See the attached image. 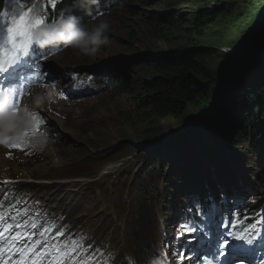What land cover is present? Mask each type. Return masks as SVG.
Returning a JSON list of instances; mask_svg holds the SVG:
<instances>
[{"label":"rangeland","instance_id":"rangeland-1","mask_svg":"<svg viewBox=\"0 0 264 264\" xmlns=\"http://www.w3.org/2000/svg\"><path fill=\"white\" fill-rule=\"evenodd\" d=\"M123 1H131L133 11L120 8ZM167 3V0H116L118 6L109 12L96 13L85 24L106 20L110 25V44L101 47L94 56H85L72 47L50 54L51 58L45 62L54 80V85L50 86L56 89L54 100H51L52 93L40 95L33 88L31 97H26L12 114L11 118H15L0 121V190L3 194L8 187L25 188L30 196L22 199L28 201L40 218L49 214L55 219L56 227L57 221L65 224L61 226L66 233L62 238L73 234L79 242H90L91 250L105 244L104 248L117 256L115 264H130L129 258L132 264H146L153 254L156 255L154 259L163 258V264H197L188 251L173 244L174 240L181 239L185 227L174 216H166L171 204L179 202L175 192L166 187L168 174L156 170L150 175L144 173L143 165L155 156L151 154L153 147L146 151L132 147L133 143L154 140L179 125V121L168 119L151 134L152 128L149 130L142 123L132 101L143 95L139 80L144 73L136 69L140 61L156 52L186 46L177 33L168 34L162 29L161 16ZM45 5L51 6L48 0H10L4 12L19 13L32 8L34 14L46 17V23H51L52 17L44 12ZM194 9L182 7L179 11L183 14ZM188 18L184 16L185 20ZM219 28L212 26L211 31ZM207 43L198 40L195 45L206 47ZM222 50L224 54L230 53L228 49ZM119 69L132 75L124 89L116 88L118 83L111 80L110 74ZM70 92L79 94L71 98L67 95ZM28 104L30 107L26 109ZM50 106H57V109ZM214 116L196 121H205V127L198 123L199 128L192 134L198 136L202 129L217 128L221 117L215 119ZM42 124L52 135L37 130ZM206 139H196L174 160L190 162L188 160L194 158L192 148ZM129 140L133 141L129 142L132 148H122ZM181 140L171 136L162 145H173ZM15 144L21 146L13 147ZM249 154L244 156V161L243 155L238 153V160L251 169L254 167L248 162L249 159L252 162ZM230 156L235 157V154ZM192 164L199 165V173H202L207 163L201 158L200 161L193 159ZM104 169L111 173H104ZM252 185L253 189L242 191L241 196L247 208L256 211L257 207L264 206V169L259 170ZM209 188L210 183L201 193L207 194ZM255 198L257 200L252 201ZM140 202L142 210L133 206ZM127 226L135 232L140 230L150 248L144 249L134 243L130 235L124 233ZM111 232L114 233L112 237ZM181 254L183 259H180ZM106 262L104 258L101 264Z\"/></svg>","mask_w":264,"mask_h":264},{"label":"trees","instance_id":"trees-1","mask_svg":"<svg viewBox=\"0 0 264 264\" xmlns=\"http://www.w3.org/2000/svg\"><path fill=\"white\" fill-rule=\"evenodd\" d=\"M4 1L0 0V6ZM167 1L161 16L162 29L168 34L177 33L186 46L178 50L156 52L150 56L151 59L140 61L136 69L144 73L139 80L143 95L132 101L139 110L142 123L149 130L152 128L151 134L165 120L175 119L180 122L188 112L194 111L195 114L190 118L191 123L189 121L187 126L174 135L175 139H182L179 143L153 146L151 154L155 156L143 165L144 173L150 175L155 170L166 172V187L175 192L178 203L184 201L187 194L203 197L201 192L209 183V193L216 197L220 195V191L233 194L236 191L252 190L253 185L250 184H253V178L260 169H264V0ZM115 3L116 0H98L89 10H82L70 9L72 0H58L55 12L50 9L48 12L55 18L60 17L61 13L71 12L85 24L96 13L109 12L114 6H118ZM130 3L131 1H123L120 8L133 11ZM182 7L195 9L182 14L179 11ZM184 16L189 18L185 20ZM212 26L220 28L212 32ZM251 29H255V34L246 41L242 58L231 68L226 78L216 85L211 80V72L224 59L222 49L233 47L238 38L243 39V34L246 36ZM235 30L237 36L240 34L242 37H235L233 41ZM198 40L208 42L207 46L195 45ZM110 76L118 83L115 86L118 89H124L132 77L127 70L120 69L113 71ZM99 79L102 76L99 75ZM148 95H152L151 98ZM213 115L215 119L221 117L217 128L202 129L198 136L192 134L199 128L198 123L205 127V121L195 123L196 121ZM41 127L52 135L47 126L42 124ZM204 137L208 139L192 148L193 159L200 161L202 158L207 163L204 164L206 168L202 173H199V165L192 164L193 159L188 160V163L174 160V157L178 159L187 151L196 139ZM129 142L133 141L123 143L122 146L125 147L122 148L136 147V143H131V147ZM242 147L246 149L242 150ZM238 153L243 155L244 161V156L250 153L254 168H247L240 162ZM230 154H235V157ZM17 188L23 189L19 192L26 193L25 188ZM28 191L31 190L28 188ZM177 204H171L167 217L180 216L178 211L174 213ZM133 206L142 210V202ZM124 233L130 235L134 243H139V247L150 248L147 238L140 230L135 232L127 226ZM113 234L109 233L110 237Z\"/></svg>","mask_w":264,"mask_h":264},{"label":"snow or ice","instance_id":"snow-or-ice-1","mask_svg":"<svg viewBox=\"0 0 264 264\" xmlns=\"http://www.w3.org/2000/svg\"><path fill=\"white\" fill-rule=\"evenodd\" d=\"M57 3L58 0H48V4L51 5L52 9H56ZM45 8H47V5H45ZM62 14L63 13H61V15ZM52 22H57L54 16ZM45 26H47L46 17L40 16L39 14H34V10L32 8H28L27 10L19 13H15L12 10H9L8 12H0V34H2V38H0V80H3L9 84L13 83L14 81L17 82L16 87L12 89L0 87V96H2L5 91L10 90L13 92V96L16 98L14 103L10 102L13 111L15 110V106L19 104L18 97L22 95L24 91L23 84L19 83V81L23 79L19 76V68L22 66L24 58L29 57L31 52L36 50L33 48V44H36L34 41V33L37 29ZM5 65H8V67H5ZM33 116L36 117L38 114H33ZM25 135H27V133H25ZM20 146V144L13 145V147ZM0 219H2V217H0ZM13 227L18 229L21 228L22 225H8L7 228H5L3 231H0V240L5 242L11 241L9 245V251H11L12 248L15 247L23 238L22 234L19 232L7 237L4 236V232L10 231ZM33 227H35V225H33ZM187 230L190 232L196 231L195 228ZM245 233H247V230H245ZM57 234L62 235V233ZM227 235H230V233ZM233 239L246 240L248 243H252L247 234L234 236ZM229 243V240L224 238L222 235V243L220 244V247L224 248L228 246ZM45 248H47V245H45ZM18 251H31V249H25L23 246H21L18 248ZM219 255H224V252L221 251ZM183 258L184 257L181 254L180 259ZM129 262L132 264L130 258ZM146 264H163V258H149L146 261ZM206 264H211V261L206 259Z\"/></svg>","mask_w":264,"mask_h":264},{"label":"clouds","instance_id":"clouds-1","mask_svg":"<svg viewBox=\"0 0 264 264\" xmlns=\"http://www.w3.org/2000/svg\"><path fill=\"white\" fill-rule=\"evenodd\" d=\"M98 0H72L71 8L89 10ZM109 23L103 19L86 25L80 18L62 14L55 24L39 28L34 33L35 43L41 47L62 46L78 49L85 56H94L101 47L110 44Z\"/></svg>","mask_w":264,"mask_h":264},{"label":"water","instance_id":"water-1","mask_svg":"<svg viewBox=\"0 0 264 264\" xmlns=\"http://www.w3.org/2000/svg\"><path fill=\"white\" fill-rule=\"evenodd\" d=\"M264 5V4H263ZM256 29V28H255ZM255 29H251L250 32L244 37H242L240 34L238 36L242 37L243 39L238 38L235 45L233 47L227 48L230 53L224 54V59L219 61L216 66L212 69V76L211 80L213 79L216 85H219L227 76L231 68L238 62L243 56V47L248 39H250L255 34ZM237 33L232 37L233 41H235V37H238ZM217 69V71H216ZM217 73V74H216ZM215 86V85H214ZM213 92V91H212ZM195 114L194 111L188 112L185 117L179 122V125L172 129L167 130L163 132L161 135H159L158 138L154 140H143L141 142H137L136 146L138 149L142 150H148L151 147L165 143L171 136L174 137L180 131V129L185 126L189 121L190 118Z\"/></svg>","mask_w":264,"mask_h":264},{"label":"bare ground","instance_id":"bare-ground-1","mask_svg":"<svg viewBox=\"0 0 264 264\" xmlns=\"http://www.w3.org/2000/svg\"><path fill=\"white\" fill-rule=\"evenodd\" d=\"M47 79H49V78H47ZM82 79H84V77H82ZM112 81H113V78L111 79ZM32 88H35V90H36V92L37 93H40V95H44V96H47V93H46V90L48 89L47 87H48V85L46 84V85H42V86H31ZM69 90V88L67 89V91ZM82 92V91H81ZM54 91H52V97H51V100H54V98L55 97H53L54 96ZM78 95L79 94V92H77V93H73V92H70L69 94L67 93V95L69 96V97H74L75 95ZM30 100H32V98H30ZM25 101V100H24ZM24 101H22V103L24 102ZM33 102V101H32ZM21 103V104H22ZM20 104V105H21ZM32 105V104H31ZM36 105V104H35ZM33 106V105H32ZM60 106V105H59ZM23 107V106H22ZM30 106H29V104L27 105V107H26V109L27 108H29ZM52 109H57V106H50ZM23 109L24 108H21L20 110H22L23 111ZM15 113V112H14ZM19 113V112H18ZM0 119H2L3 121L4 120H6V118H0ZM7 121V120H6ZM18 125V124H17ZM41 129H42V127L39 125V127L37 128V130H39V131H41ZM248 162L249 163H251V160L249 159L248 160ZM104 173H110L109 171H107V170H105L104 169V171H103ZM194 258V257H193Z\"/></svg>","mask_w":264,"mask_h":264}]
</instances>
